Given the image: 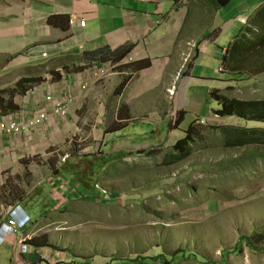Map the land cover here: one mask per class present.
<instances>
[{
  "label": "crops",
  "instance_id": "0c3cea01",
  "mask_svg": "<svg viewBox=\"0 0 264 264\" xmlns=\"http://www.w3.org/2000/svg\"><path fill=\"white\" fill-rule=\"evenodd\" d=\"M263 6L264 0H231L225 7L219 0H0V114L23 121L49 109V120L30 134L0 135V196L22 166L71 145L78 133L85 132V140L94 143V135L106 133L101 127H109L113 137L102 145L118 149L129 136L134 142L148 140L150 126L168 120L177 106L188 113L189 107L209 104L211 92L229 83V74L219 67L245 28L242 16ZM74 17L86 20V26L71 25ZM110 64L113 72L105 77L101 69ZM173 87L175 97L168 94ZM165 98L169 107L161 111L156 103ZM58 103L68 108L66 116L57 111ZM134 115L151 118L153 125L141 123L147 130L128 125ZM91 117L89 129L85 120ZM67 162L55 158L48 164ZM40 185L33 187L40 188L33 198L18 199L11 191L10 201L0 199V227L9 208L22 204L32 217L25 235L36 247L21 253L14 244L17 234L0 245V264H113L98 255L81 256L63 238L67 229L55 231L54 217L67 219L69 203L82 193L72 180L56 172ZM41 203L45 208L39 211L35 206Z\"/></svg>",
  "mask_w": 264,
  "mask_h": 264
},
{
  "label": "rangeland",
  "instance_id": "374dc122",
  "mask_svg": "<svg viewBox=\"0 0 264 264\" xmlns=\"http://www.w3.org/2000/svg\"><path fill=\"white\" fill-rule=\"evenodd\" d=\"M257 11L244 28L251 37L259 29L252 19ZM235 16H239L238 11ZM228 19L229 15L221 24ZM255 73L241 76L228 70L229 83H224L220 94L229 100L264 103V72ZM190 95L196 97L197 93L191 91ZM156 104L161 111L169 107L166 98ZM198 106L189 107L181 125L183 106L175 107L168 120L158 119L149 129L141 123L153 125L151 118L132 116L127 124L148 129L149 139L134 142L131 135L118 149L116 144L111 148L102 145L113 137L108 135L109 127H101L106 133L94 135V143L85 140V132L78 133L71 145L51 155H37L36 163L22 166L19 177L8 179L0 199L10 201L11 191L18 199L35 197L40 188L33 187L41 186L58 169L88 187L91 175L86 174L87 162L94 160L91 165H99L100 160H108L105 171L95 172L94 186L99 185L110 196L96 191L98 198L90 199L88 191L69 203L67 219L61 214L54 217L55 231L65 233L67 229L63 238L66 235L70 245H75V252L113 258V264H264L263 116L258 119L248 112L219 116L216 111L220 105L211 99L209 104L204 101ZM209 107L214 109L208 116L194 119L208 114ZM92 119L85 120L89 122L86 127ZM193 123L187 149H176ZM157 128L160 132L153 135ZM55 158L73 160L74 164L67 169L48 164ZM46 199L44 196L45 205L49 204ZM43 204L35 208L40 211ZM241 237L250 241L241 244ZM158 256L159 261H151Z\"/></svg>",
  "mask_w": 264,
  "mask_h": 264
},
{
  "label": "trees",
  "instance_id": "16d2710c",
  "mask_svg": "<svg viewBox=\"0 0 264 264\" xmlns=\"http://www.w3.org/2000/svg\"><path fill=\"white\" fill-rule=\"evenodd\" d=\"M220 6H228L231 3V0H219ZM252 19L255 22V26L259 27L257 29V33L255 37H251L250 33H246L243 29L239 35L236 36L234 41L230 43L227 53L224 56L225 64L229 70V72L237 73L238 75L245 76L247 72H250V74H261L264 72V6L257 11L256 15L252 17ZM261 19V20H260ZM260 20V22H258ZM252 31V30H251ZM248 32V31H247ZM251 64V65H250ZM250 66V67H249ZM211 96L213 99H215L221 106L220 109L216 111V113L220 116H230V115H243L248 113L254 114L258 119L262 118L264 119V115L260 112H264V103L263 102H257V103H246L241 101H235V100H229L226 97H223L220 94V91L215 89L211 92ZM259 105H262L263 107H259ZM183 116V115H181ZM185 118L184 116L178 121L179 125H181L184 122ZM194 124H191L189 129L186 130V137L176 144V149L178 150H184L187 149L189 142L192 140L191 133L193 132ZM187 144L185 145V143ZM114 157V156H112ZM115 157H119V154H116ZM84 158H87L84 156ZM91 158V157H89ZM82 157H80V160ZM70 161V162H69ZM66 164L63 165L62 168L67 169L71 163H73V160H69ZM94 160L88 161L86 166V174L91 175L89 180L87 181V186L84 185L81 182H78L80 179H72V183L75 187L82 191L81 194H87L88 191L90 193V196L88 197L90 199H97V189H95V183H96V177H94L95 172H99L101 174L103 171L107 169L109 166L107 164L108 160H105L102 162L100 160L99 165H91V163ZM112 162V161H111ZM115 163V162H114ZM74 164V163H73ZM76 166V165H74ZM88 171V172H87ZM57 173H62V170H57ZM77 172H80V169L77 168ZM93 174V175H92ZM69 175V174H68ZM240 243L242 244L244 241H250V238L247 237H241L239 239ZM236 249H234L235 251ZM238 251V250H237ZM160 257H154L151 261L157 262L159 261Z\"/></svg>",
  "mask_w": 264,
  "mask_h": 264
},
{
  "label": "built area",
  "instance_id": "2783aa9c",
  "mask_svg": "<svg viewBox=\"0 0 264 264\" xmlns=\"http://www.w3.org/2000/svg\"><path fill=\"white\" fill-rule=\"evenodd\" d=\"M71 24L76 25L79 24L82 27H85L87 21L84 19L73 18L71 19ZM133 60L132 58H130ZM113 65H108L105 69H101V73L103 76L107 77L113 72ZM223 70V69H222ZM48 101H51L53 98L48 97ZM57 111L59 114L66 116L68 114V108L62 106L60 103L56 106ZM49 120V109L45 108L44 110L40 111V113L29 120L18 121L15 120L14 117H8L0 114V135L4 134H14L15 136H20L23 134H30L33 130L41 128L45 125V123ZM15 212V211H14ZM18 213H14V218H12L9 223H7L5 228L4 237H0L1 244L6 242L7 238H9L12 233L15 231H21V229L30 221V218H26L21 223L17 220ZM1 236V235H0ZM25 239H21L19 244H23ZM27 250L26 248H24Z\"/></svg>",
  "mask_w": 264,
  "mask_h": 264
},
{
  "label": "clouds",
  "instance_id": "9594fccd",
  "mask_svg": "<svg viewBox=\"0 0 264 264\" xmlns=\"http://www.w3.org/2000/svg\"><path fill=\"white\" fill-rule=\"evenodd\" d=\"M187 1L188 0H186V3H187ZM182 2H185V0H182ZM261 9V8H260ZM259 9V10H260ZM251 15L252 14H250V15H248V14H246V15H243L242 16V18H241V22H243V24L245 25V24H247V22H248V20L250 19V17H251ZM75 18V17H74ZM77 18V17H76ZM73 19V18H72ZM80 19V18H79ZM71 21V20H70ZM70 24H71V22H70ZM72 25V24H71ZM226 53H227V51H226ZM225 53V54H226ZM225 56V55H224ZM224 59V58H223ZM223 69V70H222ZM219 71L221 72V73H228V68H227V66H226V64H225V61L223 60L222 61V63H221V66L219 67ZM169 94L172 96V97H174V96H176V93H177V87H173L172 89H170L169 91ZM211 99L212 100H214V101H216L215 99H213L212 98V96H211ZM219 104V103H218ZM220 105V104H219ZM221 108V106L219 107V109ZM185 113V112H184ZM185 114H187V113H185ZM218 115V114H217ZM184 116V115H183ZM220 116V115H219ZM230 116H235V115H230ZM8 117H11V116H8ZM184 118H185V120H186V115L184 116ZM184 120V121H185ZM197 120V119H196ZM184 123V122H183ZM24 135V134H23ZM64 161H66L67 162V160H65L64 159ZM97 184V183H96ZM95 189H97V191L99 192L100 191V193L102 194V195H107V196H110L109 194H108V192H104L100 187H99V185H96L95 186ZM77 190L78 191H80L78 188H77ZM81 195H83V194H81ZM77 196H80V194H77ZM17 212L18 213V216H17V220H18V222L19 223H21L23 220H25L26 218H30V221L21 229V231H15L14 233H12V235L9 237V238H7V240H6V242H4V243H2L1 244V242H0V245H5L6 243H9V242H11V238L13 237V236H17V234L18 235H20V237H19V240H17V241H15L14 242V244H17V246L19 247V249H20V252L21 253H27L28 251L30 252V251H34V249H36V247L34 246V245H30L29 243H28V237L29 236H27V235H25V230H26V228L32 223V217L27 213V211H26V209H25V207L22 205V204H18V205H13L12 207H10L9 208V211H8V215H7V217H6V220L1 224V227H0V237H4V234H5V228H4V226L7 224V223H9V221L12 219V218H14V213L15 212ZM25 239V241L23 242V244H19V241L21 240V239ZM24 248H26L27 250H25ZM108 260V259H107ZM114 259L113 258H109V261H113Z\"/></svg>",
  "mask_w": 264,
  "mask_h": 264
}]
</instances>
